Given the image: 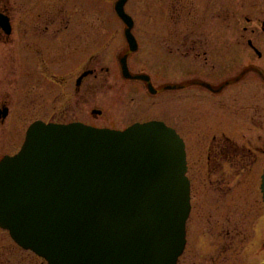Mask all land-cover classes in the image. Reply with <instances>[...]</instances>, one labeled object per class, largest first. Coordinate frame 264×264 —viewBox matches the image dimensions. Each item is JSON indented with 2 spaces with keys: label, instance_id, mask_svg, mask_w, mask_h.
Masks as SVG:
<instances>
[{
  "label": "rangeland",
  "instance_id": "1",
  "mask_svg": "<svg viewBox=\"0 0 264 264\" xmlns=\"http://www.w3.org/2000/svg\"><path fill=\"white\" fill-rule=\"evenodd\" d=\"M118 1L49 4L56 7L61 26L77 20L78 37L93 43L105 39L92 53L107 60L110 72L103 76L117 79L114 55L126 47L125 26L115 13ZM126 11L135 21L139 46L130 60L133 68L150 76L156 89L186 82L187 89L156 96L142 83H121V91L115 82L120 80H109L91 94L89 104L77 108L76 118L120 131L149 121L174 128L186 143L192 185L188 246L180 263L264 264V0H130ZM19 56L14 53L12 62L5 58L2 67L10 71L0 76V89L10 91L13 104L23 87L21 61L13 62ZM194 79L223 90L211 93ZM37 108L26 121L17 113L18 130L42 116ZM221 146L229 150L226 157L219 153ZM218 154L225 160L229 154L232 164ZM5 241L0 234V257L19 264ZM27 256L22 264H40Z\"/></svg>",
  "mask_w": 264,
  "mask_h": 264
},
{
  "label": "water",
  "instance_id": "2",
  "mask_svg": "<svg viewBox=\"0 0 264 264\" xmlns=\"http://www.w3.org/2000/svg\"><path fill=\"white\" fill-rule=\"evenodd\" d=\"M128 1L116 11L135 52ZM186 174L185 143L162 122L125 131L36 123L0 163V227L49 264H178L192 210ZM261 190L264 201V175Z\"/></svg>",
  "mask_w": 264,
  "mask_h": 264
},
{
  "label": "flooded vegetation",
  "instance_id": "3",
  "mask_svg": "<svg viewBox=\"0 0 264 264\" xmlns=\"http://www.w3.org/2000/svg\"><path fill=\"white\" fill-rule=\"evenodd\" d=\"M51 2L57 4L58 0H0V76H4L6 72L10 71L7 68L3 69V63L11 61L13 54L20 52V56L13 59V62L21 61L20 73L23 77V87L15 104H13L10 91L0 89V162L5 157L15 156L20 152L30 126L37 122L63 126L83 124L99 129H112L96 127L76 118L77 108L82 110V106L89 104L91 94L97 92L99 88L108 86L109 80H120V82H115L121 91L124 86L121 83H142L147 89L149 86L145 81L134 79L135 76L142 73L136 71L130 63L136 52H131L126 38V47L114 55L113 66L117 68L119 78H110V75L104 77L105 73L109 74L110 72L109 67H104L107 60L104 56L92 52L99 50L105 39L101 38L100 41L96 39L93 43L91 38L78 37V34L81 33H77L76 19L74 23L69 20L61 26L60 15L56 11V7H49ZM250 47L253 49L251 45ZM124 66H127L132 78L124 76ZM191 82L214 94L223 90L222 87L212 86L204 80L194 79ZM150 83H152L151 78ZM187 85V82L163 85L156 90L155 95H161L168 90L185 91ZM18 100H21V111L20 108L17 109ZM39 105L42 110L39 113L42 116L34 119L25 129L18 130L17 113L22 114L21 121H26L29 115L35 116L31 109L39 111L37 108ZM93 115L101 117L103 113L94 111ZM218 150L224 156L226 152L229 153V150H225L222 146ZM218 156L223 159L220 154ZM229 158L228 154V158L223 161L230 166L232 161ZM211 160L213 162L210 157L209 161ZM215 163H217L216 168L222 167V163ZM0 234L5 235L8 241L5 243H8L12 249L10 256L17 253L16 256L20 258L19 264L27 260L28 254L40 261V264H48L36 254L17 245L10 234L1 227ZM1 240L3 241V238ZM10 262L8 258L0 257V264H10Z\"/></svg>",
  "mask_w": 264,
  "mask_h": 264
}]
</instances>
